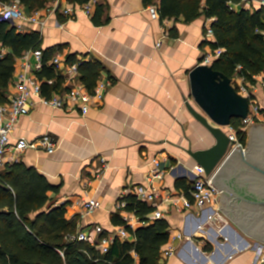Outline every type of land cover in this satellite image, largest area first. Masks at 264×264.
I'll list each match as a JSON object with an SVG mask.
<instances>
[{"label":"crops","instance_id":"obj_1","mask_svg":"<svg viewBox=\"0 0 264 264\" xmlns=\"http://www.w3.org/2000/svg\"><path fill=\"white\" fill-rule=\"evenodd\" d=\"M158 1L99 0L90 16L80 12L70 20L49 13L43 25L26 24L21 30L40 31L43 47L62 51L66 63V54L81 61L100 60L104 69L96 84L110 81L102 100L86 114L79 107L59 109L36 101L30 113L19 118L10 137L12 143L19 137L51 138L54 150L26 149L16 161L43 174L56 187L48 193L54 205L66 204V216L77 220L79 231H91L92 236L98 224L108 232L119 226L112 222L116 203L126 201L134 187L145 185L157 170L154 160L163 172L154 179L155 185L163 193H177L181 190L176 188L177 179L192 181L196 165L186 149L214 142L186 107L187 101L197 107L190 94L189 71L211 51L203 42L213 19L202 14L187 22L183 17L161 20L159 11L153 15ZM241 1L236 10L264 6V0ZM26 61L32 66L37 59L32 53L27 60L17 57L8 99L17 91L15 83ZM255 79L249 94L264 112V71ZM67 86L71 87L63 75L61 92ZM7 163H14L10 154ZM222 195L221 216L210 221L209 205L184 211L167 203L159 205L166 212L170 234H183L179 240L171 239L177 249L163 264H264V242L221 207ZM82 198L99 199L101 205L86 213ZM148 203L154 209L158 206ZM126 239L131 241L133 235Z\"/></svg>","mask_w":264,"mask_h":264},{"label":"trees","instance_id":"obj_2","mask_svg":"<svg viewBox=\"0 0 264 264\" xmlns=\"http://www.w3.org/2000/svg\"><path fill=\"white\" fill-rule=\"evenodd\" d=\"M11 0H0L2 3ZM29 12L41 10L50 0H18ZM74 1V0H72ZM86 0H76L77 3ZM152 3L153 0H145ZM241 0H159L160 19L183 17L192 21L205 15L213 19L214 38L203 42L212 51L222 49L219 57L211 61L216 70L231 79L239 76L255 84V76L264 71V6L252 10H236ZM28 50H40L43 66L36 71L42 93L61 92L63 75L51 62L55 48L43 47L40 31H21L12 22L4 20L0 10V103L8 100V87L14 76L17 57ZM68 63L79 61L80 79L90 92L103 72L98 59L81 61L74 54H66ZM53 79L54 81L48 82ZM64 89H67L65 87ZM231 125L240 141L245 144L247 130L242 118H234ZM193 181L178 178L176 188L187 196ZM56 190L35 167L22 161L7 163L0 170V264H162V250L170 237L169 223L165 217L151 219L154 206L129 194L125 210L132 211L141 225L132 228L120 211L112 215L113 224L124 226L133 239L116 235L106 251L89 241H79L76 219L66 216V204L54 205L49 196ZM104 230L99 237L108 235Z\"/></svg>","mask_w":264,"mask_h":264},{"label":"built area","instance_id":"obj_3","mask_svg":"<svg viewBox=\"0 0 264 264\" xmlns=\"http://www.w3.org/2000/svg\"><path fill=\"white\" fill-rule=\"evenodd\" d=\"M99 0H86L82 3L73 2L72 0H50L48 4L41 10L29 12L18 0H11L10 2L2 3L0 10L1 16L4 20L12 22L17 26L19 30H24L26 24H39L45 23V18L49 13H61L66 19L74 20V18L81 12L90 16L94 6ZM157 6V5H155ZM5 13H11L5 18ZM158 14V8H153V15ZM205 39L214 37L211 27H207ZM160 42H158V45ZM223 50L217 49L216 51H210L205 54L202 64L211 63L213 59L219 57ZM34 54L37 61L31 66L29 61H26L24 69L19 73L16 80L17 91L4 103H0V170L7 163V156L10 154L13 162L19 160L20 153L26 149L41 148L44 150L52 151L55 148V144L52 142L48 135H43L38 138L28 140L23 137H19L15 143L11 142V134L17 124V121L21 116L28 115L35 106V102L39 101L42 104L52 106L54 108L62 109H78L80 108L82 114H86L91 106L98 104L103 98L110 81L100 80L93 90L90 92L84 83L78 78L79 61L75 63H66L63 60L62 51L55 53L51 60L55 68L59 73L69 81L67 89H63L61 93L53 94L51 96L44 95L41 89V82L38 79L36 71L40 70L43 66L42 54L40 50H28L22 57L28 59V54ZM233 85L239 93L248 96L250 98V106L248 116L243 118V129L247 130L249 126L255 125L261 119L264 121V112L260 109L258 102L253 99L249 94V87H254V84L243 81L242 77H235L232 79ZM264 87V80L262 81ZM263 117V118H262ZM228 134L231 138L235 139V147L243 145L240 141L236 130L232 125L227 126ZM245 147V145H243ZM154 164L157 166L155 173L147 177L145 185H138L131 189L129 193L135 195L139 200L147 201L151 203H157L155 209L151 212V219H162L166 216V212L159 210V205L162 203L171 204L177 211L190 210L194 207L204 208L205 206H211V212L208 215V220H213L215 216H221L222 211L218 207L219 200L221 198V190L213 183L212 173L206 175L203 166L197 164L193 168V184L189 190V196L183 191L177 193H163L154 182V179H160L162 176V170L158 160H154ZM82 206L86 213H91L97 207L101 205L99 199H81ZM126 201L120 200L116 203V210L120 211L124 217L126 224L132 228L136 227L137 223H140L139 218L132 212L126 211ZM154 205V204H153ZM198 227L201 228V225ZM93 231L95 236H92L91 231H78L75 236L79 241H89L97 248H101L103 251L107 250L108 244L111 240L118 235L121 239H126L129 236V231L124 226H118L114 229V232H109L104 237H99V234L103 231L100 224L94 226ZM183 238L182 233L170 234L169 240L165 243L162 250V264L164 260L172 256L177 247L172 244V240H179ZM171 241V242H170ZM261 261L264 263V255L261 256Z\"/></svg>","mask_w":264,"mask_h":264},{"label":"water","instance_id":"obj_4","mask_svg":"<svg viewBox=\"0 0 264 264\" xmlns=\"http://www.w3.org/2000/svg\"><path fill=\"white\" fill-rule=\"evenodd\" d=\"M190 94L197 107L187 101V110L209 131L214 142L205 148H188L195 163L222 192L221 207L258 240L264 242V192L253 174L264 179V123L250 129L249 146L235 147L227 126L234 118L248 116L250 98L236 90L232 79L211 63H199L189 71ZM249 171H248V170Z\"/></svg>","mask_w":264,"mask_h":264},{"label":"flooded vegetation","instance_id":"obj_5","mask_svg":"<svg viewBox=\"0 0 264 264\" xmlns=\"http://www.w3.org/2000/svg\"><path fill=\"white\" fill-rule=\"evenodd\" d=\"M248 170V169H247ZM249 171V170H248ZM259 176L258 174H253V177L255 178V185L258 183V185H261L263 189L260 188V192H264V179L262 177H257Z\"/></svg>","mask_w":264,"mask_h":264},{"label":"rangeland","instance_id":"obj_6","mask_svg":"<svg viewBox=\"0 0 264 264\" xmlns=\"http://www.w3.org/2000/svg\"><path fill=\"white\" fill-rule=\"evenodd\" d=\"M263 118V117H262ZM257 123H264L263 119H261L259 122ZM250 128V127H249ZM247 128V135H246V141H245V144L246 146H249L248 143H249V135H250V129Z\"/></svg>","mask_w":264,"mask_h":264},{"label":"clouds","instance_id":"obj_7","mask_svg":"<svg viewBox=\"0 0 264 264\" xmlns=\"http://www.w3.org/2000/svg\"><path fill=\"white\" fill-rule=\"evenodd\" d=\"M11 13H5V18H7Z\"/></svg>","mask_w":264,"mask_h":264}]
</instances>
